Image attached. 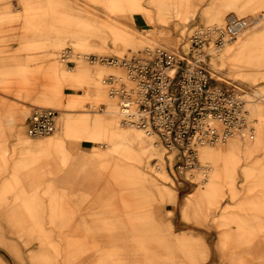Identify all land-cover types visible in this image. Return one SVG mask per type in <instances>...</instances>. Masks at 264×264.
<instances>
[{"label": "rangeland", "instance_id": "374dc122", "mask_svg": "<svg viewBox=\"0 0 264 264\" xmlns=\"http://www.w3.org/2000/svg\"><path fill=\"white\" fill-rule=\"evenodd\" d=\"M232 14L250 25L211 73L246 94L251 129L214 154V178L230 168L240 173L237 199L227 195L217 207L201 154L179 168L177 152L156 136H137L109 113L115 109L104 111V78L123 70L90 56L188 49L194 30L224 26ZM41 108L56 111L55 130L31 136L29 119ZM113 116L129 148L101 137L90 147L95 122ZM229 202L236 203L222 212ZM150 206L158 231L143 218ZM255 214L264 221V0H0V264H191L203 252L200 264H264V231L244 227ZM133 219L142 240L111 245L119 231L105 222L130 228ZM234 249L244 254L230 258Z\"/></svg>", "mask_w": 264, "mask_h": 264}, {"label": "built area", "instance_id": "2783aa9c", "mask_svg": "<svg viewBox=\"0 0 264 264\" xmlns=\"http://www.w3.org/2000/svg\"><path fill=\"white\" fill-rule=\"evenodd\" d=\"M250 19L234 16L224 26H201L191 35V46L170 52L148 47L131 56H94L118 66L123 74L110 73L104 81L126 123L156 136L182 161L192 165L198 147L226 142L250 128L246 100L235 85L217 83L211 73V58L226 41L237 38ZM56 111L41 108L28 122V134L52 133Z\"/></svg>", "mask_w": 264, "mask_h": 264}, {"label": "crops", "instance_id": "0c3cea01", "mask_svg": "<svg viewBox=\"0 0 264 264\" xmlns=\"http://www.w3.org/2000/svg\"><path fill=\"white\" fill-rule=\"evenodd\" d=\"M97 71V70H96ZM98 72H100V70H98ZM91 81H92V87L98 88V84H96V82H98L96 79L93 78V76H90ZM96 91H98V89H95ZM100 91V90H99ZM49 101V99H47ZM65 111V110H62ZM84 112H87L84 110ZM114 117V116H113ZM87 123H91L90 121H87ZM95 125H97L98 127H96V129H94L93 131V136L94 138L91 139L92 145L90 147H92L93 149L95 148V144L94 141H96L98 138H105L107 139V142H113L114 145L116 146H128L127 142H128V132L124 131L122 128H120L117 124V119L114 118H110V117H106L103 120L97 121L95 122ZM90 126V125H89ZM101 126V127H100ZM137 136H142V133H135ZM142 141H139V144H141ZM143 144H145V140H143ZM113 145V144H112ZM140 146V145H139ZM108 150L106 152V155L109 158L115 159L116 157L114 156L115 152H113L112 148H110L109 146ZM31 150V148H30ZM22 153V152H21ZM129 156V149L126 151V153H124V155L122 156L121 160H125L127 159V157ZM140 164V163H139ZM242 173L247 176V172L246 170H242ZM240 177V173L237 172L236 174L233 172V169L230 168V170L228 169V171H224L223 173H221L220 175H218L217 177L214 178L213 183L211 184L210 187L207 188V191L209 192L210 198H214L217 197L219 198L217 201V207L220 206V203L225 200V198L227 197V195H229L231 197V199L236 200L237 199V190H238V178ZM232 180L231 182H228V180ZM196 196V195H195ZM192 197V205L195 204V202H198V197ZM234 203H227V205L223 208L222 212H226L228 210V208H230V205L235 204ZM187 213L186 208L184 207V214ZM147 218L149 219L150 222H152V231H158V226H157V221H156V211L154 210V208L152 206L149 207V211L148 214H146L145 216H143V218ZM138 219H133L132 223L130 224L131 227L128 228L124 223L121 222H117V221H112V222H105L107 224H110L112 226L113 229H115L114 231H119L117 234L113 233L111 234L112 236V243L111 245L113 246H134L136 245V242L139 240L141 241L142 239L137 238V236H140L141 231H140V225L137 223ZM140 222V220H139ZM233 221H230L228 219H223V222H221L222 225H226L229 224ZM241 224L238 225V227ZM246 228L249 229H253V230H260V231H264V221L262 220V218H260L258 215H254V217L248 222H246L245 226ZM224 232L223 236H222V241L223 243L226 242V240L228 239V237H230V232L228 230H222ZM192 238V237H191ZM171 239V238H170ZM172 240V239H171ZM170 240V241H171ZM220 241L217 240V242ZM186 246H195L194 243L192 244H187ZM132 250V249H131ZM244 254L243 250H239V249H234L231 251V253H229V257L233 258L235 256L238 255H242ZM199 257H194L192 260H189V258L185 261L186 263L191 262V264H200V262L202 261V259L205 258L206 254H204V252L202 254H198ZM182 262H184L182 260ZM169 264H172V262H170Z\"/></svg>", "mask_w": 264, "mask_h": 264}, {"label": "bare ground", "instance_id": "6f19581e", "mask_svg": "<svg viewBox=\"0 0 264 264\" xmlns=\"http://www.w3.org/2000/svg\"><path fill=\"white\" fill-rule=\"evenodd\" d=\"M235 15L237 14H232L228 17V19L230 20L232 17H234ZM222 24V23H221ZM246 30V29H245ZM243 33H241L240 35H242ZM239 35V36H240ZM238 36V37H239ZM237 39H231L229 41H226V43L221 47V50L216 52L215 51L213 52V56H212V60H211V66H213L214 68L216 67L214 65V63H216L217 61L221 60L223 58V56L221 57V54L222 52L228 47V45H230L232 42H236ZM147 47H150V46H147ZM67 47L63 48L61 52H63ZM73 49V48H72ZM228 50V49H227ZM226 50V51H227ZM69 52V51H68ZM71 55L74 57L75 61L79 60V61H86L87 59V55H80V54H76L74 52V50L71 51ZM98 62V61H97ZM115 67H118V66H115ZM119 69H121L120 67H118ZM97 70V69H95ZM100 71H103L102 69H99ZM122 70V69H121ZM104 72V71H103ZM119 74H123L122 71H119L117 72ZM108 75V74H107ZM106 77V76H105ZM105 79V78H104ZM104 84L106 85L105 81H104ZM105 89H106V93H107V100L105 102V104H107V108L104 109L107 110L108 108H113L116 110L115 111H110L109 113H114L116 115H118L120 121H121V124L127 128H131L133 130H137L135 132H139V133H143L145 132L147 135H149L143 128L139 127V126H136V125H133L131 123H126L123 119H122V116L120 115V112L118 110V108L116 107V105L111 101L110 97H109V94H108V89H107V86H105ZM244 99L247 101L246 103V106L248 107L249 106V100L246 96V94L244 95ZM249 108V107H248ZM108 113V114H109ZM255 129H256V126H255ZM151 136V135H150ZM237 137V136H236ZM236 137H231L230 139L227 140V142H229L230 140L236 138ZM30 139H32L31 137H29ZM226 142V143H227ZM224 142H221V143H216L214 145H202V146H199L198 147V156H199V160H200V154L201 156L203 157V159L207 162V164H202L201 161H200V168L202 169L203 171V177H205L204 181L207 182L208 181V185L212 182L216 172H217V159L214 157V154H216V152L218 150H220L223 145L221 144H226ZM102 147H107L106 144H102ZM210 186V185H209ZM208 187V186H207Z\"/></svg>", "mask_w": 264, "mask_h": 264}]
</instances>
